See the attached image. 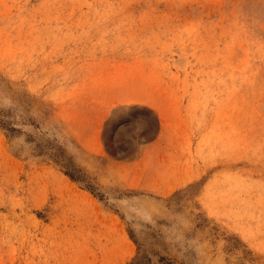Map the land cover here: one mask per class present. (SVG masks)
<instances>
[{
    "label": "rangeland",
    "instance_id": "obj_1",
    "mask_svg": "<svg viewBox=\"0 0 264 264\" xmlns=\"http://www.w3.org/2000/svg\"><path fill=\"white\" fill-rule=\"evenodd\" d=\"M163 260L264 264V0H0V264Z\"/></svg>",
    "mask_w": 264,
    "mask_h": 264
},
{
    "label": "trees",
    "instance_id": "obj_2",
    "mask_svg": "<svg viewBox=\"0 0 264 264\" xmlns=\"http://www.w3.org/2000/svg\"><path fill=\"white\" fill-rule=\"evenodd\" d=\"M71 172H69L68 174L72 177V178H74V174L73 173H71ZM130 264H133V263H130ZM160 264H173L171 261H169V260H163Z\"/></svg>",
    "mask_w": 264,
    "mask_h": 264
},
{
    "label": "bare ground",
    "instance_id": "obj_3",
    "mask_svg": "<svg viewBox=\"0 0 264 264\" xmlns=\"http://www.w3.org/2000/svg\"><path fill=\"white\" fill-rule=\"evenodd\" d=\"M132 93V92H131ZM135 93V92H134ZM120 96V95H119ZM119 96H118V98H119ZM129 96V95H128ZM132 97V96H131ZM124 98V97H123ZM129 98V97H128ZM130 99V98H129ZM118 100V99H117ZM126 102V101H125Z\"/></svg>",
    "mask_w": 264,
    "mask_h": 264
}]
</instances>
